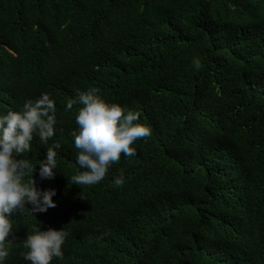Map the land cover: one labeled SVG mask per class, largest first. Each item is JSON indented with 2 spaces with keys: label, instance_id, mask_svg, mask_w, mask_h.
Instances as JSON below:
<instances>
[{
  "label": "trees",
  "instance_id": "1",
  "mask_svg": "<svg viewBox=\"0 0 264 264\" xmlns=\"http://www.w3.org/2000/svg\"><path fill=\"white\" fill-rule=\"evenodd\" d=\"M89 87L150 135L77 186L65 101ZM41 92L61 148L55 177H33L55 207L12 215L5 264H29L40 223L68 232L50 264H264V0H0V113ZM44 154L34 137L22 155Z\"/></svg>",
  "mask_w": 264,
  "mask_h": 264
},
{
  "label": "clouds",
  "instance_id": "2",
  "mask_svg": "<svg viewBox=\"0 0 264 264\" xmlns=\"http://www.w3.org/2000/svg\"><path fill=\"white\" fill-rule=\"evenodd\" d=\"M193 65L199 69V59H194ZM73 104L80 107L75 113L76 127L69 135L77 150L74 163L80 170L68 181L77 186L93 185L105 177L121 153L124 157L135 156L133 142L149 136L150 128L139 121L138 112L107 101L95 87L77 89L74 97L65 101V111L71 110ZM7 109L0 113V264H5L15 239L12 215L29 204L32 215L55 207L52 199L55 189L36 187L33 173L38 165L41 180L54 178L58 173L57 150L61 148L53 140L58 129L55 99L49 92H41L34 99H26L22 106ZM34 137L45 146L43 158L35 165L22 155L30 152ZM123 182L122 172L113 179L116 186ZM67 236L62 227L42 230L41 223L34 224L22 241L27 249L22 257L29 264H50L53 258L62 259V245Z\"/></svg>",
  "mask_w": 264,
  "mask_h": 264
}]
</instances>
